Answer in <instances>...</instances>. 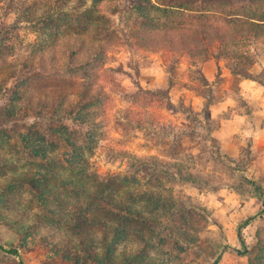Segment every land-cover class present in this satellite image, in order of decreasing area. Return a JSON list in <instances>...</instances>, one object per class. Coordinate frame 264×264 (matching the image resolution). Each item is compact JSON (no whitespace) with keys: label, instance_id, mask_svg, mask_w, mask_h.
I'll return each mask as SVG.
<instances>
[{"label":"rangeland","instance_id":"obj_1","mask_svg":"<svg viewBox=\"0 0 264 264\" xmlns=\"http://www.w3.org/2000/svg\"><path fill=\"white\" fill-rule=\"evenodd\" d=\"M173 5L0 0V242L25 264H211L264 207V0ZM242 234L219 264H264V213Z\"/></svg>","mask_w":264,"mask_h":264},{"label":"trees","instance_id":"obj_2","mask_svg":"<svg viewBox=\"0 0 264 264\" xmlns=\"http://www.w3.org/2000/svg\"><path fill=\"white\" fill-rule=\"evenodd\" d=\"M168 1H169V3L175 4L173 6L177 7L178 9L186 10V11H192L194 8L205 7V6L206 7L213 6L214 9H220V6H222V7L224 6V8L227 6L233 7L234 5L239 4V3H245V2H251V3L257 2V3H259V1H263V0H168ZM257 26L258 25L251 22V23L246 24L244 27L255 29ZM68 34H71V33H65L64 35H66V37H67ZM76 41H78V42H76ZM84 41L85 40L83 38H78L77 40L75 39V40H72V42L71 41L69 42L68 46L71 48V52H70L71 60L73 59L76 61H85L84 63H86V61H89L88 57L90 55V49H92V48L89 49V53L84 51L83 50L84 49V47H83ZM86 49H88V48H86ZM82 53L88 55V57L86 59H82L79 55ZM101 60H102V57H101ZM81 66L84 67V65H81ZM77 69L73 70L72 68H68L67 70H65V72L68 70L69 71H76ZM31 74H32V72L29 71V72L25 73L24 76H28ZM12 77L13 76L11 75L9 78H12ZM6 80H8V79H6ZM20 81L22 82V78H20ZM3 82H5V81H3ZM87 84H89V83L83 82L80 84L82 87L83 93L85 92L84 89L86 90ZM79 95H80L79 100L75 103H72L71 105H73V106L70 107L69 109H67V111H65L63 113L64 116L73 115L75 113L78 114V117L75 119L76 123H74L75 128L85 126L83 124L88 122V120H89L88 116L91 114V112H89V106H90V108H91V106H94L96 104L95 101H97V99H98L97 96H94V98L91 99L90 97L87 98L88 96L86 97L82 93ZM58 120H61L60 117H58ZM73 147H77V144L73 143ZM94 194L98 195V194H100V192L99 193L94 192ZM103 200H108V197H103ZM106 203H108V202H106ZM263 213H264V207L258 209L253 214H251L248 217H246L245 219L241 220L237 225L238 246H235L232 244L223 245L221 247L219 253L216 255V257L214 258V260L212 261L211 264H219L222 255L226 252H233L236 255H246L248 253V249H247V245L245 243L242 231L250 223L255 221L257 218L261 217L263 215ZM0 252L4 253V254L12 255L18 261V264H25V262L22 258L21 252L17 247H9V246H6L0 242Z\"/></svg>","mask_w":264,"mask_h":264}]
</instances>
